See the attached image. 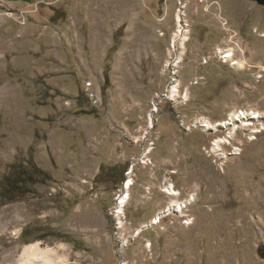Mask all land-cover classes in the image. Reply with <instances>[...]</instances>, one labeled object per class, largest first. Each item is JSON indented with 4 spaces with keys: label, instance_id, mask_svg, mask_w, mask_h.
Here are the masks:
<instances>
[{
    "label": "rangeland",
    "instance_id": "obj_1",
    "mask_svg": "<svg viewBox=\"0 0 264 264\" xmlns=\"http://www.w3.org/2000/svg\"><path fill=\"white\" fill-rule=\"evenodd\" d=\"M179 8L190 37L175 65ZM177 76L188 100L169 95ZM245 109L264 113V4L0 0V182L13 163L32 179L0 183V262L40 240L64 243L67 264H264V119L231 128L227 156L213 141L230 128L195 126Z\"/></svg>",
    "mask_w": 264,
    "mask_h": 264
},
{
    "label": "bare ground",
    "instance_id": "obj_2",
    "mask_svg": "<svg viewBox=\"0 0 264 264\" xmlns=\"http://www.w3.org/2000/svg\"><path fill=\"white\" fill-rule=\"evenodd\" d=\"M174 21H175V29L171 35V47L173 49H176V45H180L181 49L178 53L179 55L177 56V60H174V64L178 65L179 61L181 60L180 57H182V52L185 50V44L186 41L190 37V28L188 24V20L185 17V11L182 12L181 8L175 13L174 15ZM221 52L225 53V59H229L236 67H242L246 62L242 58H236L233 54V47H227V48H222L218 47ZM172 50L169 49V53ZM177 53V54H178ZM170 63V62H168ZM177 82L172 84L171 87L169 88V95L173 100H188L189 99V86L185 87L184 93L180 92L179 90V85L180 81L177 76ZM238 110L232 111L230 114V118L228 121H211L207 117H203L202 119H199L198 121L196 120L195 126L199 125L203 131H209V132H215L219 129H228L229 137L227 138L226 136L222 137L219 136L213 141V150L222 155V156H227L226 152L223 151L222 149V143L225 142L226 140H229L230 137L232 136L231 133V128L233 130L235 127L239 126V122L241 125H244L247 127L249 124L254 123L255 121H260L264 119V113L260 111H255V110H240V112H237ZM150 126L152 127L153 125V120L152 118L150 119ZM243 126V128H245ZM149 151V150H148ZM133 184V180L130 177H128V180L126 182H123V189L121 193H119L116 197V214L118 216L119 213H122L123 207L129 197V191L130 187ZM169 194L175 195L178 194L174 186H169L168 187ZM178 197V196H177ZM194 201V197L190 196L185 199H180V198H172L168 209L159 211L155 216L154 220L152 222H158L161 219V216L165 214V212L168 211H174V212H179L183 213L184 209L187 207L188 204H191ZM148 225V224H147ZM147 225H143L137 228V234ZM5 226V225H4ZM3 226V229L1 228L0 231H3L5 228ZM20 232V228H17L14 230L15 234H18ZM59 247L64 248L65 244L61 243L58 247L55 246H42V243L40 240L32 241L23 244L22 246V251L19 256L16 258L14 263H8L9 261L6 262H0V264H67L68 263V257L64 252L59 251ZM8 260V258H6Z\"/></svg>",
    "mask_w": 264,
    "mask_h": 264
},
{
    "label": "trees",
    "instance_id": "obj_3",
    "mask_svg": "<svg viewBox=\"0 0 264 264\" xmlns=\"http://www.w3.org/2000/svg\"><path fill=\"white\" fill-rule=\"evenodd\" d=\"M36 171L38 174L43 176L48 175L46 171L37 167ZM29 178L26 177V170L19 164L13 163L10 167L9 172L3 176L1 179V190H6L9 192H14L22 188L25 184L32 182Z\"/></svg>",
    "mask_w": 264,
    "mask_h": 264
},
{
    "label": "water",
    "instance_id": "obj_4",
    "mask_svg": "<svg viewBox=\"0 0 264 264\" xmlns=\"http://www.w3.org/2000/svg\"><path fill=\"white\" fill-rule=\"evenodd\" d=\"M254 1H256L259 4H264V0H254Z\"/></svg>",
    "mask_w": 264,
    "mask_h": 264
}]
</instances>
